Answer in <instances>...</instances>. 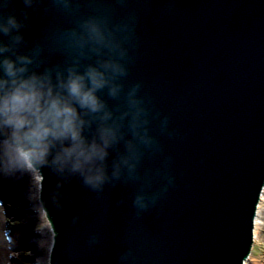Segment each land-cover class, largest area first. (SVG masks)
<instances>
[{
	"label": "water",
	"instance_id": "95a60500",
	"mask_svg": "<svg viewBox=\"0 0 264 264\" xmlns=\"http://www.w3.org/2000/svg\"><path fill=\"white\" fill-rule=\"evenodd\" d=\"M0 14L25 24L18 52L33 60L29 73L51 69L54 82L97 58L87 46L82 56L70 35L82 20L129 25L123 91L97 95L120 116L139 84L155 141L135 140L140 158L118 179L111 165L127 154L124 141L110 148L100 191L78 175L39 170L56 234L51 264H245L264 184V0H0ZM129 119L125 139H133Z\"/></svg>",
	"mask_w": 264,
	"mask_h": 264
},
{
	"label": "clouds",
	"instance_id": "9594fccd",
	"mask_svg": "<svg viewBox=\"0 0 264 264\" xmlns=\"http://www.w3.org/2000/svg\"><path fill=\"white\" fill-rule=\"evenodd\" d=\"M23 2L26 7L32 4V0ZM23 27L24 22L15 15L0 14V33L9 37L8 43H0V54L11 53V57L0 56V175H33L50 167L59 174L78 175L85 186L100 191L111 177L119 178L122 167L129 172L135 169L131 161L140 158L136 139L149 146L155 143L146 127L148 111L137 96L139 84L127 92V111L120 116L114 117L97 95L107 90L109 97H120L123 85L117 81L127 75L121 60L127 55L124 45L131 40V29L127 24L113 25L107 16L82 20L79 31L72 30L70 35L82 56L87 46L97 58L85 65L83 72L76 66L67 70L66 77L57 72L54 82L51 69L43 74L29 73L33 60L18 52L24 40L19 31ZM129 117L127 126L133 139H125L121 132ZM93 123L95 130L86 136L85 130H91ZM164 123H168L167 117ZM121 141L127 154L112 161L110 177L109 149ZM135 204L145 207L143 197H137Z\"/></svg>",
	"mask_w": 264,
	"mask_h": 264
},
{
	"label": "bare ground",
	"instance_id": "6f19581e",
	"mask_svg": "<svg viewBox=\"0 0 264 264\" xmlns=\"http://www.w3.org/2000/svg\"><path fill=\"white\" fill-rule=\"evenodd\" d=\"M22 173H16L13 176L10 177H3L2 175H0V187L3 189V191L10 193L12 196V198H14V196H18L20 195V197L18 199H16L15 201L18 202L23 201V200H27V201H32V197L30 196V193H36V195L38 196L39 191H40V184H39V180H40V174L38 172L34 173L33 175H31V179L27 177V174L24 176H21ZM16 178H20V180L16 181L14 179ZM32 180V181H31ZM28 183H31L30 186V193H25L21 190H17L18 187H20L21 185H26ZM6 184H9V188H6ZM260 193L259 198L257 199V201L254 202L253 208H252V216H251V221H252V227H253V241L256 240L257 238V231L262 230L263 228V223L261 221L262 218V214H263V206H264V184L260 189ZM14 201V200H13ZM27 206L28 205H24L22 204L19 207V210L17 211V215H19V218L21 221L20 224L24 227L21 230V226L15 227V229H12L11 232L13 234V238H12V244L9 245V243H7L3 237V232H2V228H1V232H0V260L2 259V255L4 254L5 258H7L8 256V251H7V246H11V247H19L25 244L26 241H22L21 238H25L26 240H29L31 238L30 233L33 235L31 239L32 240V244L36 243V245H38L37 243H40L41 245L39 246V248H41L43 250V263L42 264H47L48 262V255L47 252L50 251V247H51V237L49 236L48 240L45 241V231L48 229V226H46V228L42 229V240L40 241H35V238L37 235H34L33 231L30 230V233L25 232V231H29L27 228H29L32 223L36 220V216L33 215L32 213V209L37 208L39 206L35 205V207H31L30 209V216L26 213L27 211ZM16 213V212H15ZM34 218V219H32ZM3 223V221L1 222ZM45 223V221H43V224ZM1 227V226H0ZM16 230V231H15ZM16 233L19 236L20 239L16 238ZM47 235V234H46ZM31 243V242H29ZM247 260V259H246ZM245 260V264H247ZM52 261V260H51ZM1 264V262H0Z\"/></svg>",
	"mask_w": 264,
	"mask_h": 264
},
{
	"label": "rangeland",
	"instance_id": "374dc122",
	"mask_svg": "<svg viewBox=\"0 0 264 264\" xmlns=\"http://www.w3.org/2000/svg\"><path fill=\"white\" fill-rule=\"evenodd\" d=\"M262 211H263V214H262L261 218L263 221H261V222L264 224V206H263ZM0 217H2L1 213H0ZM17 219H10L9 221L11 222V221H13V220L15 221ZM30 251H31V249L29 248L26 250V254H24L25 253L24 250L23 251L17 250V254L19 256L15 257V259L17 261L15 264H32V262H31L32 257H29ZM1 258H2V261L5 260L4 257H1ZM246 262H247V264H264V225H263L262 230L257 231V238L254 241L250 256Z\"/></svg>",
	"mask_w": 264,
	"mask_h": 264
}]
</instances>
